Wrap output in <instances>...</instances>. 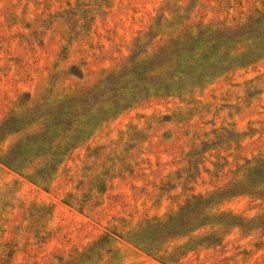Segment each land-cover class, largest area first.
<instances>
[{
    "label": "rangeland",
    "instance_id": "obj_1",
    "mask_svg": "<svg viewBox=\"0 0 264 264\" xmlns=\"http://www.w3.org/2000/svg\"><path fill=\"white\" fill-rule=\"evenodd\" d=\"M251 23L264 0H0V264H264Z\"/></svg>",
    "mask_w": 264,
    "mask_h": 264
},
{
    "label": "trees",
    "instance_id": "obj_2",
    "mask_svg": "<svg viewBox=\"0 0 264 264\" xmlns=\"http://www.w3.org/2000/svg\"><path fill=\"white\" fill-rule=\"evenodd\" d=\"M260 25L262 27L259 29V26ZM261 29H264L263 23H251V24L248 25L247 28H244V30L242 31L243 32L242 35L248 37L249 35H252V33H256L257 31H260ZM261 37H262V35L259 38H261ZM224 39L225 38L221 36L218 39V43L220 44V43L224 42ZM226 41L227 42H232L233 39L232 38H229ZM199 42H200L199 39H195L193 35H189L188 36V39L185 42H183V44H182L183 46L180 47L181 49L179 48L178 53L176 55L177 56V59L183 58V55L186 53V49H187L186 47H188V48L190 47L191 48L189 52L195 53L196 48L199 45ZM259 44L260 45L257 47L256 50H259V51L262 50V51H264V49H263L264 48V37H263V39H261V42L259 41ZM182 47H184V48H182ZM255 53H256V51L248 52L241 59L248 60L252 56H254ZM154 79H156V81H158L159 83H163V84L166 83L165 84L166 87L170 86V84L172 82V77L169 79L168 82L167 81H162L164 79L163 76H159L158 78H154ZM39 109H43V106H41ZM78 114H81V113L79 112ZM76 121H78V120L73 121L74 122L73 125L74 124H79L80 121L77 122V123H75ZM80 132H82L83 134H85L86 133V129L83 127V128H81ZM49 133H50V131H47V132H45L43 134H38L37 136H35L34 139L37 142L44 141V140H48L49 137H46V136ZM52 143H53V141L52 142L50 141V144H52ZM20 155H22V153L19 154V157H20ZM19 157H17V155H16V157H13V158L10 157L9 158V161H11V160H13V161L10 162L9 164H11V165L16 164V162H17V160H18ZM260 164H259L260 167L255 170L254 174L253 175L251 174V181L249 183H245V184L243 183L242 184V185L247 186L246 187L247 189L253 187V185H255V186L257 185V183H255V182L258 181L259 179H254L255 176H257L259 174H264V159H261L260 160ZM263 177H264V175H263ZM88 197H89V194H88ZM74 200H76V198H74ZM185 210L190 214V216H191V214H194V217H189V218H187L185 220H181V225L180 226H183V228H189L193 224H195V223H193L194 221L197 222V221H200L201 219L205 218V213H206V210H207V206H205V200L202 198V196H200L195 201L194 200L193 201L192 200L189 201L188 204L184 207L183 211H185ZM173 217H171L168 220L169 221L168 224H164L165 222H163V221L162 222L153 221L154 223H149V224H151V226H149V227H159V228L167 227L168 228L170 225L176 226V225H178V222H176L178 220V218H173ZM178 227H179V225H178ZM189 245L190 244H186V245L179 246L172 253L168 252L167 250L164 252L162 250V248L161 249H158V250L160 252H164V256H162V259L165 262H175V258L178 257V260H179L182 257V255H185L187 253V251L185 252L183 250H184V248L186 246H189Z\"/></svg>",
    "mask_w": 264,
    "mask_h": 264
}]
</instances>
